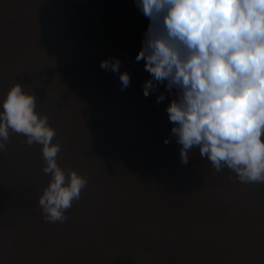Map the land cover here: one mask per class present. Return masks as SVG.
I'll list each match as a JSON object with an SVG mask.
<instances>
[{
  "label": "rangeland",
  "instance_id": "1",
  "mask_svg": "<svg viewBox=\"0 0 264 264\" xmlns=\"http://www.w3.org/2000/svg\"><path fill=\"white\" fill-rule=\"evenodd\" d=\"M149 23L137 0H0V111L14 84L33 93L56 131L58 165L87 179L66 219L48 222L41 146L10 132L0 150V264H110L114 254L264 264V182L217 172L197 148L183 163L166 111L176 90L165 82L143 94L151 75L136 55ZM107 58L129 73L127 88L100 67Z\"/></svg>",
  "mask_w": 264,
  "mask_h": 264
},
{
  "label": "clouds",
  "instance_id": "2",
  "mask_svg": "<svg viewBox=\"0 0 264 264\" xmlns=\"http://www.w3.org/2000/svg\"><path fill=\"white\" fill-rule=\"evenodd\" d=\"M150 23L136 60H144L151 79L147 97L158 83L176 90L167 106L171 133L187 163L197 148L220 172H234L242 183L264 182V0H137ZM100 67L119 72L122 88L130 85L120 60ZM165 99L161 93L157 103ZM37 97L14 84L0 111V150L10 132L23 134L29 146H41L43 172L50 176L38 203L48 222L80 198L87 179L57 162L60 144L47 116L36 111ZM165 144L169 143L166 138Z\"/></svg>",
  "mask_w": 264,
  "mask_h": 264
},
{
  "label": "trees",
  "instance_id": "3",
  "mask_svg": "<svg viewBox=\"0 0 264 264\" xmlns=\"http://www.w3.org/2000/svg\"><path fill=\"white\" fill-rule=\"evenodd\" d=\"M119 5L115 3L111 5L109 9L105 12V17H110L118 11ZM45 76L50 75V70L45 68L43 70ZM110 264H148L146 261L137 259L129 254H114L110 259Z\"/></svg>",
  "mask_w": 264,
  "mask_h": 264
}]
</instances>
